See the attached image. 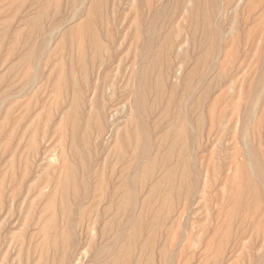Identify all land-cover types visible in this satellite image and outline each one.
Wrapping results in <instances>:
<instances>
[{
	"label": "rangeland",
	"instance_id": "374dc122",
	"mask_svg": "<svg viewBox=\"0 0 264 264\" xmlns=\"http://www.w3.org/2000/svg\"><path fill=\"white\" fill-rule=\"evenodd\" d=\"M76 1L0 0V264H264V0Z\"/></svg>",
	"mask_w": 264,
	"mask_h": 264
},
{
	"label": "bare ground",
	"instance_id": "6f19581e",
	"mask_svg": "<svg viewBox=\"0 0 264 264\" xmlns=\"http://www.w3.org/2000/svg\"><path fill=\"white\" fill-rule=\"evenodd\" d=\"M73 1H75V0H73ZM83 1H84V0H83ZM92 1H93V0H92ZM200 1H201V0H196V2L198 3L197 5L202 6V5H203V4H202V1H201V2H200ZM206 1H207V0H206ZM216 1H217V0H216ZM216 1H214V2L217 3ZM240 1H241V0H240ZM76 2H78V0H77ZM84 2H85V1H84ZM165 2H166V0H165ZM209 2H210V1H209ZM214 2H213V3H214ZM163 3H164V2H163ZM80 4H81V3H80ZM83 4H84V3H83ZM83 4H82V5H83ZM85 4H86V2H85ZM164 4L166 5V3H164ZM207 4H208V3H207ZM207 4H206V5H207ZM74 5H75V4H74ZM82 5H81V7L83 8ZM161 5H162V4H161ZM168 5H169V3H168ZM210 5H211V3H210ZM74 7H75V6H74ZM81 7H80V9H81ZM163 7H164V6H163ZM45 8H46V7H45ZM55 8H56V7H55ZM77 8H78V7H77ZM77 8H75V10H76ZM158 8H160V7H158ZM56 9H57V8H56ZM161 9H163V8H161ZM198 9H200V8H198ZM211 9H212V8H211ZM0 10H1V8H0ZM52 10H54V9H52ZM75 10L73 11V13L75 12ZM54 11H55V10H54ZM79 11H80V10H79ZM198 11L200 12V10H198ZM215 11H216V13H217V10H215ZM215 11H214V12H215ZM220 11H221V10H220ZM56 12H57V11H56ZM77 12H78V11H77ZM90 12H91V11H90ZM159 12H160V11H159ZM80 13H82V12H80ZM155 13H156V12H155ZM160 13H161V12H160ZM160 13H159V15H160ZM165 13H166V12H165ZM216 13H215V14H216ZM58 14H59V13H58ZM60 14H61V13H60ZM161 14H162V13H161ZM163 14H164V12H163ZM200 14H201V15L203 14V10H202V13L200 12ZM218 14H219V13H218ZM71 15H72V14H71ZM75 15H76V14H75ZM77 15H78V14H77ZM105 15H106V14H105ZM154 15H155V14H154ZM168 15H169V14H168ZM61 16H62V15H61ZM72 16H73V15H72ZM72 16H71V17H72ZM103 16H104V15H103ZM108 16H109V15H108ZM215 16H216V15H215ZM217 16H218V15H217ZM69 17H70V16H68V19H70ZM77 17H78V16H77ZM160 17H161V15H160ZM163 17H164V16H163ZM89 18H90V17H89ZM47 19H48V18H47ZM62 20H63V18H62ZM71 20H73V19H71ZM91 20H92V19H91ZM213 20H215V17H214ZM157 21H159V18H158ZM166 21H167V20H166ZM69 22H70V21H69ZM66 23H67V22H66ZM66 23H65V24H66ZM156 23H157V22H156ZM156 23L154 24L153 28L155 27ZM198 23H200V19H199V22H198ZM165 24H166V23H165ZM192 24H193V23H192ZM209 24H210V23H209ZM68 25H69V23H68ZM68 25H67V26H68ZM87 25H88V24H87ZM199 25H200V24H199ZM88 26H90V25H88ZM91 26H92V25H91ZM110 26H111V25H110ZM163 26H164V25H163ZM168 26H169V25H168ZM17 27H18V26H17ZM55 27H56V26H55ZM57 27H58V25H57ZM60 27H62V23L60 24ZM60 27H58V29H59ZM213 27H215V25H213ZM216 27H217V24H216ZM216 27H215V28H216ZM53 28H54V27H53ZM155 28H157V27H155ZM50 29H52V28H50ZM56 29H57V28H56ZM56 29H54V32H55ZM58 29H57V30H58ZM148 29H149V27H148ZM167 29H168V28H167ZM18 30H19V29H18ZM45 30H46V29H45ZM155 30H156V29H155ZM52 31H53V30H52ZM52 31L49 30L50 34H51ZM58 32H59V31H58ZM58 32H57V33H58ZM107 33H108V32H107ZM142 33H143V32H142ZM162 33H163V32H162ZM162 33H161V34H162ZM164 33H165V32H164ZM147 34H148V33H147ZM147 34H146V35H147ZM155 34H156V33H155ZM161 34H160V35H161ZM141 35L144 36L143 34H141ZM146 35H145V36H146ZM220 35H221V34H220ZM37 36H39V35L37 34ZM46 36H47V35H46ZM147 36H148V35H147ZM51 37H52V36H51ZM91 37H92V40H93V41H92L93 44H94L95 46H98V37H97V35H95V33L92 32V33H91ZM219 37H220V36H219ZM44 38H46V37L44 36ZM145 38H146V37H145ZM154 38H155V36H154ZM159 38H160V36H159ZM37 39L39 40V38H37ZM52 39H53V37H52ZM52 39H51V41H53ZM147 39H148V38H147ZM150 39H152V38H150ZM140 40H141V39H140ZM143 40H144V38H143ZM218 40H219V38H218ZM39 41H40V40H39ZM48 41H49V40H48ZM51 41H50V42H51ZM85 41H86V40H85ZM150 41H151V40H150ZM150 41H149V42H150ZM204 41H205V39H204ZM214 41H215V40H214ZM35 42H36V41H35ZM50 42H49V43H50ZM143 42H144V41H143ZM152 42H154V40H153ZM156 42H158V41H156ZM219 42H220V41H219ZM219 42H218V43H219ZM40 43H41V42H40ZM40 43H39V44H40ZM42 43H43V44H46V43H47V40H46L45 43H44V42H42ZM39 44H36V45L38 46ZM47 44H48V43H47ZM152 44H153V43H152ZM152 44H151V46H152ZM156 44H157V43H156ZM156 44H155V45H156ZM36 45H35V46H36ZM86 45H87V44H86ZM153 45H154V44H153ZM155 45H154V46H155ZM215 45H216V44H215ZM19 46H20V45H19ZM46 47H47V46H46ZM46 47L44 48V51H45V50H48V48H49V46H48L47 49H46ZM200 47H201V46H200ZM34 48L36 49V47H34ZM88 48H89V47H88ZM153 48H154V47H153ZM35 49H34V51H35ZM90 49H92V48H90ZM112 49H113V48H112ZM112 49H111V50H112ZM150 49L152 50L151 47H150ZM150 49H149V50H150ZM200 49H201V48H200ZM213 49H214V48H213ZM138 50H139V49H138ZM22 51H23V50H22ZM34 51H33V52H34ZM44 51L42 50L41 53L44 54ZM139 51H140V50H139ZM47 52H48V51H47ZM45 53H46V52H45ZM147 53H148V52H147ZM147 53H146V54H147ZM207 53H208V52H207ZM43 54H42V57H43ZM150 54H151V53H150ZM213 54H214V53H213ZM74 55H76V54H74ZM91 55H92V54H91ZM33 56H34V54L32 55V57H33ZM39 56H40V55H39ZM139 56H141V55H139ZM143 56H144V55H143ZM145 56H146V55H145ZM42 57H40V59H41ZM213 57H214V56H213ZM104 58H105V57H104ZM140 58H141V57H140ZM144 58H145V57H142V59H144ZM148 58H149V57H148ZM38 59H39V58H38ZM40 59H39V60H40ZM145 59H146V58H145ZM32 60H33V58H32ZM93 60H94V59H93ZM107 60H108V59H107ZM140 60H141V59H140ZM145 61H146V60H145ZM197 62H198V61H197ZM33 63H34V62H33ZM38 63H40V61H38ZM112 63H113V62H112ZM140 63H141V61H140ZM144 63H145V62H144ZM35 64H37V63H35ZM35 64H34V65H35ZM96 64H97V63H96ZM87 65H88V64H87ZM112 65H113V64H112ZM76 66H77V65H76ZM34 67H35V66H34ZM4 68H5V67H4ZM35 68H37V67H35ZM74 68H75V67H74ZM79 68H80V67H79ZM87 68H88V67H87ZM32 69H33V68H32ZM75 69H76V68H75ZM92 69H93V68H92ZM134 69H135V67H134ZM64 70H65V69H64ZM72 70H73V68H72ZM79 70H80V69H79ZM33 71H35V70H33ZM66 72H68V70H67ZM106 72H108V71H106ZM135 72H136V69H135ZM81 73H82V72H81ZM76 74H77V73H76ZM137 74H138V73H137ZM137 74L135 73L134 76L136 75V77H137ZM203 75H204V74H203ZM75 76H76V75H75ZM204 76H205V75H204ZM32 77H33V76H32ZM34 78H35V77H34ZM133 79H134V78H133ZM201 79H202V78H201ZM103 80H104V79H103ZM116 80H117V79H116ZM29 81H31V80H29ZM35 81H36V80H35ZM90 81H91V78H90ZM93 81H94V80H93ZM101 81H102V80H101ZM135 81H136V80H135ZM65 82H66V81H65ZM91 82H92V81H91ZM27 83H28V82H27ZM24 86H26V85H24ZM24 86H23V88H24ZM79 86H80V84H79ZM100 87H101V86H100ZM25 88H26V87H25ZM25 88H24L23 90H25ZM32 89H33V88H32ZM192 89H193V88H191L190 90H192ZM21 90H22V88H21ZM103 90H104V89H103ZM133 90H134V87H133ZM138 90H139V88H138ZM107 91H108V89H107ZM107 91H106V92H107ZM19 92H21V91H19ZM19 92H18V93H19ZM22 92H23V91H22ZM134 93H135V92H134ZM134 93H133V94H134ZM205 93H206V92H205ZM107 95H108V93H107ZM191 95H192V93H191ZM191 95H189V96H191ZM11 96H12V95H10L9 98H10ZM71 96H73V95H71ZM192 96H193V95H192ZM192 96H191V97H192ZM12 97H13V96H12ZM2 98H3V97H2ZM2 98H1V99H2ZM5 98H8V96H7V97L5 96ZM98 98H99V97H98ZM133 99L135 100V95H134V98H133ZM133 99H132V100H133ZM187 99H188V97H187ZM192 99H193V98H192ZM2 100H5V99H2ZM2 100H1V101H2ZM134 100H133V101H134ZM190 100H191V99H190ZM190 100H189V101H190ZM1 101H0V102H1ZM135 101H136V100H135ZM186 101H188V100H186ZM189 101H188V102H189ZM3 102H4V101H3ZM3 102L1 103V105L3 104ZM148 102H149V101H148ZM185 104H187V102H185ZM1 105H0V106H1ZM148 105H149V103H148ZM131 106H133V103H132ZM146 107H147V106H146ZM183 107H186V105H183L182 108H183ZM182 108H181V109H182ZM146 109H147V108H146ZM183 109H184V108H183ZM183 109H182V110H183ZM161 110H162V109H161ZM184 110H185V109H184ZM184 110H183V111H184ZM65 111H66V110H65ZM99 111H100V110H99ZM179 111H180V110H179ZM138 112H139V110H138ZM194 112L196 113V111H194ZM79 113H80V112H79ZM181 113H182V112H181ZM190 113H191V112H190ZM198 113H199V112H198ZM198 113H197V114H198ZM65 114H66V113H65ZM140 114H142V113H140ZM140 114H139V115H140ZM182 114L184 115V112H183ZM197 114H196V115H197ZM199 114H200V113H199ZM73 116H74V115H73ZM184 116H186V115H184ZM144 117H145V116H144ZM144 117H143V118H144ZM154 117H155V116H154ZM154 117H153V118H154ZM149 118H151V117H149ZM177 118H178V117H177ZM184 118H185V117H184ZM169 119H170V118H169ZM178 119H179V118H178ZM178 119H177V120H178ZM187 119H188V118H187ZM187 119H186V120L184 119V120H182V121H180V119H179V122H178V125H177L178 127L176 128V131H175V134H174L176 140H175V141H172L171 143H169V144H168V147H167V148H168V156H169V157L171 156V154H173L174 149H175V147H176L178 141H180V140H182V148H181V154H182V156L187 152V144H186V138H187V135H188V134H187V130H188V126H187V125H188V124H187V123H189V121L187 122ZM167 121H168V120H167ZM145 122H146V121H145ZM148 124H149V122H148ZM190 124H191V123H189V125H190ZM149 126H150V125H149ZM190 126H191V125H190ZM150 127H151V126H150ZM79 128H80V126H79ZM131 129H132V128H131ZM143 137H144V135H143ZM150 137H151V135H150ZM144 138H145V137H144ZM193 138H194V137H193ZM145 139H147V138H145ZM147 141H148V140H147ZM151 141H152V138H151ZM146 144H147V142H146ZM149 147H150V146H149ZM165 148H166V147H165ZM167 148H166V149H167ZM79 149H80V148H79ZM147 149L150 150V149L148 148V146H147ZM153 149H154V147H153ZM163 150H164V149H163ZM91 151H92V150H91ZM190 151H191V150H190ZM153 152H154V151H153ZM153 152H151V153H153ZM158 154H159V153H158ZM160 154H161V152H160ZM190 155H192V153H191ZM135 156H137V154H135ZM149 156H150V153H149ZM169 157H168V158H169ZM186 157H188V156H186ZM186 157L182 158V160H183V162H184V164H182L183 172H184V173H185V171H186V169H187V168H186V165H185ZM190 158H192V157H190ZM191 160H192V159H191ZM145 161H146V160H145ZM147 161H148V160H147ZM173 161H174V160H173ZM138 164H139V163H138ZM171 164H173V162H172ZM87 166H88V165H87ZM89 166H90V164H89ZM137 166H138V165H137ZM135 167H136V165H135ZM160 167H161V165H160ZM142 168H143V167H142ZM163 168H165V167H163ZM143 169H144V168H143ZM188 169H189V168H188ZM88 170H89V169L87 168V172H88ZM134 170H135V169L132 168L131 171H134ZM147 171H148V170H147ZM150 171H151V170H150ZM143 172H145V170H144ZM148 172H149V171H148ZM155 172H156V171H155ZM161 172H162V171H161ZM129 174H130V173H129ZM157 174H158V173H157ZM116 175H117V174H116ZM130 175H131V174H130ZM150 175H151V174H150ZM84 176H85V175H84ZM128 176H129V175H128ZM128 176H127V177H128ZM154 176H155V175H154ZM157 176H158V175H157ZM146 177H147V176H146ZM129 178H130V177H129ZM159 178H160V177H159ZM165 178H166V177H165ZM84 179H85V177H84ZM153 180H154V179H153ZM127 181H128V180H127ZM147 182H148V181H147ZM151 182H152V181H151ZM162 182H163V181H162ZM178 183H179V182H178ZM129 184H130V181H129ZM109 185H110V184H109ZM186 186H187V184H186ZM85 187H86V184H85ZM130 187H132V186H130ZM131 189H132V188H131ZM145 189H146V188H145ZM132 190H133V189H132ZM145 191H146V190H145ZM85 192H86V189H85ZM177 192H178V191H177ZM86 193H87V192H86ZM172 193H173V192H172ZM174 193H175V192H174ZM131 194H132V192H131ZM133 194H134V193H133ZM180 195H181V194H180ZM133 196H134V195H133ZM133 196L131 195L132 198H133ZM175 196H176V194H175ZM134 197H135V196H134ZM106 198H107V197H106ZM154 199H155V198H154ZM170 199H171V198H170ZM175 200H176V199H175ZM119 203H120V202H119ZM127 203H128L127 200H124V199H123V200L121 201V205H126ZM132 204H134V203H132ZM77 205H78V204H77ZM104 205H105V204H104ZM73 206H74V205H73ZM80 206H81V204H80ZM73 208H75V207H73ZM78 208H79V207H78ZM133 208H134V206H133ZM137 208H138V206H137ZM74 210H75V209H74ZM112 210H113V209H112ZM133 210H134V209H133ZM136 212H137V211H136ZM111 213H112V212H111ZM133 214H134V211H133ZM107 216H108V215H107ZM133 216H134V215H133ZM101 217H102V216H101ZM104 219H106V218H104ZM133 219H134V217H133ZM74 221L76 222V219H75ZM130 222H131V221H130ZM121 223H122V222H121ZM55 224H56V222H55ZM72 224H73V223H72ZM74 224H75V223H74ZM127 224H128V223H127ZM156 224H157V223H156ZM69 225H70V224H69ZM125 225H126V224H125ZM123 227H124V226H123ZM157 227H158V226H157ZM63 228H64V227H63ZM83 228H84V227H83ZM121 228H122V227H121ZM159 228H160V227H159ZM64 229H65V228H64ZM78 229H79V228H78ZM122 229L124 230V228H122ZM122 229H121V230H122ZM58 231H59V230H58ZM117 231H118V230H117ZM119 231H120V230H119ZM121 232H122V231H121ZM60 233H61V232H60ZM118 233H119V232H118ZM112 234H113V232H112ZM53 235H54V234H53ZM98 236H99V234H98ZM117 236H118V235H117ZM71 237H72V236H71ZM77 239H78V238H77ZM115 239H116V237H115ZM115 239H113L114 242H116ZM78 241H79V240H78ZM109 243H110V242H109ZM156 244H157V243H156ZM76 245H77V244H76ZM106 245H108V244H106ZM106 245H105V246H106ZM109 245H110V244H109ZM111 245H112V244H111ZM157 245H158V244H157ZM112 246H113V245H112ZM115 247H117V246H115ZM111 248H112V247H111ZM136 248H137V247H136ZM70 250H71V249H70ZM99 250H100V249H99ZM102 250H103V249H102ZM112 250H113V249H112ZM104 251H105V250H104ZM70 252H71V251H70ZM98 252H99V251H98ZM145 252L147 253L148 251H145ZM95 253H96V252H95ZM106 253H107V252H106ZM108 253H109V252H108ZM141 253H142V252H141ZM136 254H137V253H136ZM148 254H149V253H148ZM70 255H71V254H70ZM95 255H96V254H95ZM95 255H94V257H95ZM58 256H59V255H58ZM102 256H103V255H102ZM149 256H150V254H149ZM99 258H100V257H99ZM60 259H61V258H60ZM101 259H102V258H101ZM104 259H105V258H104ZM93 261H94V260H93ZM95 262H96V261H95ZM48 264H49V263H48Z\"/></svg>",
	"mask_w": 264,
	"mask_h": 264
}]
</instances>
